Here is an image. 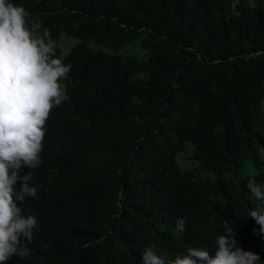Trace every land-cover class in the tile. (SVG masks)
Instances as JSON below:
<instances>
[{
    "label": "trees",
    "instance_id": "16d2710c",
    "mask_svg": "<svg viewBox=\"0 0 264 264\" xmlns=\"http://www.w3.org/2000/svg\"><path fill=\"white\" fill-rule=\"evenodd\" d=\"M8 2L71 69L41 163L20 172L37 189L18 202L37 219L31 254L5 264H143L147 248L165 264L190 247L214 256L226 220L264 264L248 216L264 202L247 188L264 190V0Z\"/></svg>",
    "mask_w": 264,
    "mask_h": 264
},
{
    "label": "clouds",
    "instance_id": "9594fccd",
    "mask_svg": "<svg viewBox=\"0 0 264 264\" xmlns=\"http://www.w3.org/2000/svg\"><path fill=\"white\" fill-rule=\"evenodd\" d=\"M22 6L0 0V264L17 255L27 258V244L38 230L37 219L23 215L18 202L35 198L37 189L30 186L31 171L23 176L24 166L30 170L40 165V153L45 136L44 125L53 107L68 99L61 86L71 65L55 58V42L50 33L39 32L41 25L27 26ZM180 160V158H179ZM20 181V190L14 185ZM248 190L264 202V190L253 179ZM264 232V206L249 213ZM176 227L183 231L185 221L177 219ZM224 233L215 239V255L207 248L190 247L170 264H256L259 255L237 247L236 231L227 220ZM25 241L27 243H25ZM41 243L49 245L42 234ZM50 246V245H49ZM143 264H165L152 248L142 253Z\"/></svg>",
    "mask_w": 264,
    "mask_h": 264
},
{
    "label": "rangeland",
    "instance_id": "374dc122",
    "mask_svg": "<svg viewBox=\"0 0 264 264\" xmlns=\"http://www.w3.org/2000/svg\"><path fill=\"white\" fill-rule=\"evenodd\" d=\"M257 1H262V0H257ZM76 42V39L75 38H70V43H71V45L72 44H74ZM134 48V47H133ZM139 49V48H138ZM137 49V50H138ZM180 161H181V163H182V165H184L185 164V166H187V167H198L199 165H197V164H193L192 162H190V161H188V160H186V159H182V158H180ZM202 175H205V176H208V175H210V174H208V173H202Z\"/></svg>",
    "mask_w": 264,
    "mask_h": 264
}]
</instances>
